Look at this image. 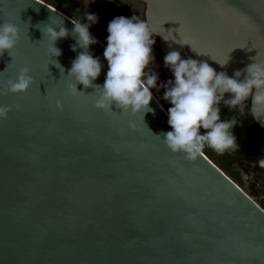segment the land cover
Segmentation results:
<instances>
[{"label":"water","instance_id":"water-1","mask_svg":"<svg viewBox=\"0 0 264 264\" xmlns=\"http://www.w3.org/2000/svg\"><path fill=\"white\" fill-rule=\"evenodd\" d=\"M134 1L164 57L174 50L230 78L264 63V0ZM58 14L40 0H0V24L20 30L12 57H0V89L24 67L33 79L25 94L0 96L13 108L0 119V264H264V210L204 155L189 162L167 149L168 113L153 95L143 120L97 110L92 89L67 95L81 51H72L74 25L62 14L64 73L40 31ZM180 38H194L202 55ZM96 41L88 51L102 87L106 46Z\"/></svg>","mask_w":264,"mask_h":264},{"label":"clouds","instance_id":"clouds-1","mask_svg":"<svg viewBox=\"0 0 264 264\" xmlns=\"http://www.w3.org/2000/svg\"><path fill=\"white\" fill-rule=\"evenodd\" d=\"M58 16L56 20L50 17V22L40 31L42 40H47L46 55L61 70L63 68L57 61L61 51L55 44L69 33L64 27L65 18L62 14ZM86 19L88 23L71 19L73 35L78 37L72 51L76 52L77 48L81 51L66 75L74 81L66 85L67 95L75 98L94 92L97 96L94 107L97 110L106 114L114 113L115 106L121 110V114L139 116L143 120L145 113L153 111L149 104L153 99L151 89L157 86V75L149 69V65L154 59L152 46L155 41L152 37L159 33L146 20H140L137 16L113 19L107 28V47L103 55L108 71L101 87L94 84L101 73L100 61L88 51L91 45L97 43L89 32L90 25L97 22V17L86 14ZM177 32L181 36L179 29ZM19 43L20 30L16 25L7 21L0 24V57L5 53L12 57ZM175 43L202 55L196 51L194 38H180ZM227 63L228 60L219 64L224 67ZM164 64L174 76V81L162 85L165 88L163 99L172 105L168 109V125L172 131L162 134L163 142L172 154H183L184 160L194 162L204 154L206 146L218 154L237 150L239 146L231 131L237 121L234 118L221 120V103L230 109L238 108L241 113L247 107L254 120L264 126V63L255 61L249 64L242 71H236L235 78H230L225 72L217 73L207 62L181 59L180 53L174 50L164 57ZM243 73H246L244 79L238 80ZM32 84L29 69L21 68L15 80L8 79L5 82V87L0 89V96L23 95ZM77 84L83 85L85 91H78ZM88 89H92V93H86ZM56 109H63L59 100ZM12 110V107L0 106V119H7ZM129 127L135 128V124L130 122ZM201 129L204 134H201ZM258 165L264 169V158L258 161Z\"/></svg>","mask_w":264,"mask_h":264},{"label":"trees","instance_id":"trees-1","mask_svg":"<svg viewBox=\"0 0 264 264\" xmlns=\"http://www.w3.org/2000/svg\"><path fill=\"white\" fill-rule=\"evenodd\" d=\"M47 5L53 7L57 11L61 12L70 19H76L82 23H88L86 14H93L92 11H86L83 5L72 3L70 0H40ZM106 7L111 10H120L121 12H129L130 6L127 3L109 5L106 3ZM108 22L103 18L97 17V22L90 25L89 32L93 37L100 41L107 47L108 36ZM152 51L156 53V61L161 64L162 70L167 68L164 64V57L160 53L158 43L155 41L152 46ZM172 78V77H171ZM168 79L164 84L157 78V86L151 89L152 95L158 100L161 106L168 113V109L172 106L169 102L163 99L165 88L162 85H167L168 81H174ZM227 98V96L225 97ZM250 107V104H249ZM220 117L221 120L227 121L236 119L237 124L231 129L235 136L236 144L239 146L236 151H227L223 154H218L207 146L204 148V156L211 161L217 168H219L226 176H228L239 187H242L243 181L239 174L232 170L230 160L234 155L238 156L242 163H254L258 164V161L264 158V128H261L253 120L249 109L246 107L245 111L241 113L239 109H230L225 107L222 103L220 105ZM201 134H204V130L201 129ZM257 204L264 210V201H257Z\"/></svg>","mask_w":264,"mask_h":264},{"label":"rangeland","instance_id":"rangeland-1","mask_svg":"<svg viewBox=\"0 0 264 264\" xmlns=\"http://www.w3.org/2000/svg\"><path fill=\"white\" fill-rule=\"evenodd\" d=\"M72 3L83 5L86 11H92L93 14L98 18L105 19L108 23H110L113 19L117 17H124L127 19H131L133 16H131V13H139L141 9L143 8L142 4L138 3H132L131 12H121L120 10H111L106 7V3L109 5H115V2L113 0H70ZM138 19L141 20L140 16ZM152 55L154 57L152 63L149 65V69L154 72L157 75L158 80L161 83H165L168 79L171 80L174 78L171 70L164 69L162 70L161 64L156 61V53L152 51ZM163 56V55H162ZM164 57V56H163ZM247 177V179H245ZM242 180L244 181V184H249V181L252 180V178H248L247 175L241 176Z\"/></svg>","mask_w":264,"mask_h":264},{"label":"flooded vegetation","instance_id":"flooded-vegetation-1","mask_svg":"<svg viewBox=\"0 0 264 264\" xmlns=\"http://www.w3.org/2000/svg\"><path fill=\"white\" fill-rule=\"evenodd\" d=\"M115 2V4H121V3H127L129 4V8L131 10L132 8V3H140L138 1H134V0H113ZM142 4V3H140ZM143 5V4H142ZM144 5L143 8L141 9V11L139 13H131V16H137L141 18V20H145L144 18ZM131 12V11H129ZM154 39V41H157V39L153 36L152 37ZM158 43V41H157ZM159 47V45H158ZM161 53V52H160ZM162 54V53H161ZM230 165L232 167V170L237 172L241 178L242 174L243 175H247L248 178H252L251 181H249V184H244L243 181V185H242V189L251 197H253L256 202L257 201H264V169H261L259 167L258 164H254V163H242L239 159L238 156L234 155L232 156L231 160H230ZM242 179V178H241Z\"/></svg>","mask_w":264,"mask_h":264}]
</instances>
